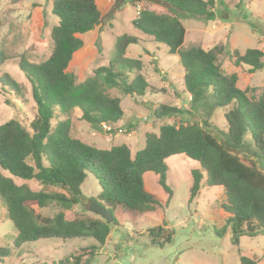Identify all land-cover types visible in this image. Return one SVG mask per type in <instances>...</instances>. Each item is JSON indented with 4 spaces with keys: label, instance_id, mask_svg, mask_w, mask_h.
Segmentation results:
<instances>
[{
    "label": "trees",
    "instance_id": "1",
    "mask_svg": "<svg viewBox=\"0 0 264 264\" xmlns=\"http://www.w3.org/2000/svg\"><path fill=\"white\" fill-rule=\"evenodd\" d=\"M140 0H131L132 5ZM165 10L142 8L132 21L136 30L164 44L169 54L178 55L184 69V90L191 96L190 108L161 104L153 116L157 123L181 117L178 124L159 127L158 134L145 135V147L132 156L128 145L101 150L87 145L72 134V113L77 110L80 120L106 134L104 126L113 129L124 118L123 98L113 95L118 90L124 96L142 97L155 91L143 75L140 59L127 57L128 49L142 40L130 34L116 38L114 55L106 66L98 67L85 81L77 82L68 72L76 53L84 47L82 36L98 29L105 16L95 0H55L52 15L58 24L51 31V55L41 63H32L19 56L18 67L30 84L31 97L37 113L26 129L17 120L0 125V201L17 237L14 248L26 243L57 239L93 241L88 246L93 258L106 246L113 228L119 226V207L145 216L162 207L159 199L145 187V175L153 173L168 195L173 191L167 183L166 161L173 156H186L196 161L200 169L192 171L190 199L196 200L203 189L221 188L224 199L221 210L225 224L215 230L218 236L231 232L233 247L240 250L243 236H264V88L259 98L249 97V90L238 88L237 74H226L221 58H229L235 66H248L251 73L264 67V52L250 49L229 54L223 46L209 51L201 47L183 49L186 29L182 19H210L214 0H148ZM11 57L0 52V64ZM0 82L18 97L25 98L29 90L4 74ZM218 109H225L227 131L211 124ZM64 117L63 120H59ZM53 122H56L53 124ZM98 179L101 191L91 199L113 216L108 224L101 218H66L81 204V187L87 173ZM17 180L24 184H17ZM36 182L33 190L28 182ZM59 190V191H57ZM57 206L53 217H44L36 208ZM154 247L171 245L175 232L167 224L148 231ZM12 250L0 247V262L11 257ZM241 264H257L254 259L241 257ZM57 264H91L80 257L61 259Z\"/></svg>",
    "mask_w": 264,
    "mask_h": 264
},
{
    "label": "rangeland",
    "instance_id": "2",
    "mask_svg": "<svg viewBox=\"0 0 264 264\" xmlns=\"http://www.w3.org/2000/svg\"><path fill=\"white\" fill-rule=\"evenodd\" d=\"M54 1L0 0V52L11 57L0 64V79L7 74L29 90L23 99L0 82V125L17 120L30 129L35 118L36 105L31 97L30 84L18 67L19 56L25 55L30 62L41 63L51 55L50 35L58 24V19L52 15ZM95 1L105 19L98 29L82 36L84 47L76 53L68 72L76 76L77 82L85 81L95 69L109 64L115 52L116 38L130 34L141 38L142 42L131 46L127 57L143 62V75L155 91L148 90L142 97L124 96L118 90L111 92L123 98V123L120 122L117 127L121 132L100 133L81 121V113L75 110L72 113V134L101 150L126 144L134 158L145 147L147 133L158 134L162 124H178L182 120L175 117L157 123L153 116L155 107L166 104L186 111L190 108L191 98L184 90V70L179 56L169 54L166 45L154 42L153 38L143 35L132 24L142 8L153 11L165 8L148 0H140L135 5L131 0ZM214 1L215 9L209 20L182 19L186 29L183 49L194 46L209 51L223 46L229 54L238 50L243 55L250 49L264 52V0ZM221 65L226 74H237L239 89L249 90V97H260L264 88V67L251 73L250 67H237L225 56L221 58ZM224 113L225 109L214 113L211 119L214 131L215 128L227 131ZM166 164L169 169L167 183L173 191L170 204L166 206L168 195L160 186L159 177L147 173L145 187L159 199L162 207L145 216L122 208L117 213L120 225L113 228L106 246L93 258L90 257L92 251L87 250L93 243L90 239L67 243L47 239L26 243L20 249L14 248L17 233L0 201V247H8L13 252L0 264H57L69 257H80L83 262L90 258L91 264H241V257H247L257 264H264V236L241 237L240 250L237 251L232 245L230 231L222 237L215 233L225 224L226 218L221 210L224 194L220 188L204 189L196 200L189 202L192 171L200 169L199 163L182 155L169 158ZM16 182L24 184L17 179ZM26 184L33 190H40L34 181ZM81 191V204L66 211V218H100L89 210L90 200L97 198L101 191L93 173H87ZM36 211L44 217H53L60 208L51 206L36 208ZM164 222L170 231L175 232V236L171 245L161 249L152 246L148 231L163 226ZM113 234L118 235V244H115L117 238Z\"/></svg>",
    "mask_w": 264,
    "mask_h": 264
},
{
    "label": "water",
    "instance_id": "3",
    "mask_svg": "<svg viewBox=\"0 0 264 264\" xmlns=\"http://www.w3.org/2000/svg\"><path fill=\"white\" fill-rule=\"evenodd\" d=\"M90 212L95 214L96 216L100 217L108 224L113 223V216L112 214L104 207H101L95 203H92L89 208Z\"/></svg>",
    "mask_w": 264,
    "mask_h": 264
},
{
    "label": "crops",
    "instance_id": "4",
    "mask_svg": "<svg viewBox=\"0 0 264 264\" xmlns=\"http://www.w3.org/2000/svg\"><path fill=\"white\" fill-rule=\"evenodd\" d=\"M102 14H104L103 12H102ZM141 39V38H140ZM142 40V39H141ZM184 70V69H183ZM190 98H191V96H190ZM121 123H123V122H121ZM120 125V123L118 124V126ZM132 134V133H131ZM218 188V187H217ZM221 189V188H220ZM204 190V189H203ZM221 192L223 193V190L221 189ZM224 194V193H223ZM122 208H125V207H119V209L117 210V212H116V218H117V213L122 209ZM117 220H118V218H117ZM119 221V220H118ZM119 223H120V221H119ZM120 225V224H119ZM113 236L115 237V239L117 238V240H114V242H115V244H118V235L117 234H113ZM109 248H110V246H108Z\"/></svg>",
    "mask_w": 264,
    "mask_h": 264
},
{
    "label": "built area",
    "instance_id": "5",
    "mask_svg": "<svg viewBox=\"0 0 264 264\" xmlns=\"http://www.w3.org/2000/svg\"><path fill=\"white\" fill-rule=\"evenodd\" d=\"M104 129L106 130V132H112L113 130H116V132H117V131L121 130V129H117V128L113 129L112 127L106 126V125L104 126Z\"/></svg>",
    "mask_w": 264,
    "mask_h": 264
}]
</instances>
